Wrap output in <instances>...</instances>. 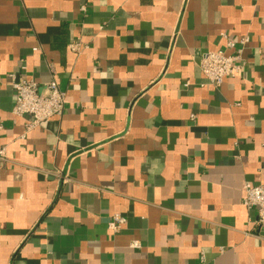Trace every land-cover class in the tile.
I'll list each match as a JSON object with an SVG mask.
<instances>
[{
  "label": "crops",
  "instance_id": "crops-1",
  "mask_svg": "<svg viewBox=\"0 0 264 264\" xmlns=\"http://www.w3.org/2000/svg\"><path fill=\"white\" fill-rule=\"evenodd\" d=\"M11 74L62 116L26 133ZM0 120V264H264V0H0Z\"/></svg>",
  "mask_w": 264,
  "mask_h": 264
},
{
  "label": "built area",
  "instance_id": "built-area-1",
  "mask_svg": "<svg viewBox=\"0 0 264 264\" xmlns=\"http://www.w3.org/2000/svg\"><path fill=\"white\" fill-rule=\"evenodd\" d=\"M225 40V47L222 51L207 52L199 57L197 67L209 82L217 87L225 78H236L240 76L243 68L241 49L237 45L244 47L247 40L237 42L226 35L221 36ZM69 51L78 53L79 43L73 42L68 45ZM35 51V50H34ZM14 90L13 115L20 118H28L25 122V132L39 127L44 122L53 118H60L63 113L65 103V93L59 89L52 80L48 82L43 92L38 91V84L29 80H15L14 75L9 76ZM193 118V116H191ZM3 129L0 120V132ZM5 161V150L0 148V162ZM244 197L242 206L247 211L256 213V224L264 226V186L245 184L243 186ZM125 224V219L121 216H114L109 224L111 231H117ZM132 248H138L139 244L134 242Z\"/></svg>",
  "mask_w": 264,
  "mask_h": 264
}]
</instances>
